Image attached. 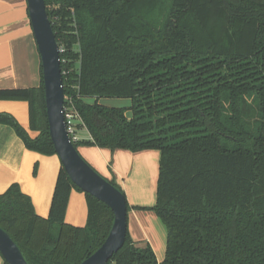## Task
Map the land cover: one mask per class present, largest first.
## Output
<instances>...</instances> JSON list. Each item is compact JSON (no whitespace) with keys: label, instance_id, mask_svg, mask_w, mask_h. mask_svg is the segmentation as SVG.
<instances>
[{"label":"trees","instance_id":"1","mask_svg":"<svg viewBox=\"0 0 264 264\" xmlns=\"http://www.w3.org/2000/svg\"><path fill=\"white\" fill-rule=\"evenodd\" d=\"M44 3L63 49L65 102L90 134L74 146L160 153L156 202L143 209L165 226L164 259L126 228L107 264H264V0ZM40 74L37 88L0 90L28 101L37 134L5 112L0 123L27 149L52 155ZM73 188L82 191L61 165L46 218L17 183L0 193V227L28 264H79L107 237L113 212L88 193L86 224L65 222Z\"/></svg>","mask_w":264,"mask_h":264},{"label":"crops","instance_id":"2","mask_svg":"<svg viewBox=\"0 0 264 264\" xmlns=\"http://www.w3.org/2000/svg\"><path fill=\"white\" fill-rule=\"evenodd\" d=\"M40 68V55L26 0H0V90L39 87ZM1 112L12 115L32 137L37 134L29 127L27 100L0 98ZM77 132L78 141L90 139L85 127L79 126ZM77 151L98 173L114 180L123 190L129 206L127 230L130 237L137 246L150 245L160 263L165 256L166 229L153 210L143 209L156 202L159 151H111L82 144L77 146ZM60 166L56 154L44 155L27 149L12 127L0 123V193L17 183L20 190L30 197L36 214L46 218ZM86 220L85 194L73 188L65 222L82 227ZM0 264H3L1 255Z\"/></svg>","mask_w":264,"mask_h":264},{"label":"water","instance_id":"3","mask_svg":"<svg viewBox=\"0 0 264 264\" xmlns=\"http://www.w3.org/2000/svg\"><path fill=\"white\" fill-rule=\"evenodd\" d=\"M28 17L41 60L48 130L56 155L70 180L83 192L105 203L113 212V223L104 242L79 264H107L124 243L127 228L125 195L101 176L79 154L70 141L63 116L59 46L44 0H26ZM0 255L8 264H28L17 244L0 227Z\"/></svg>","mask_w":264,"mask_h":264},{"label":"built area","instance_id":"4","mask_svg":"<svg viewBox=\"0 0 264 264\" xmlns=\"http://www.w3.org/2000/svg\"><path fill=\"white\" fill-rule=\"evenodd\" d=\"M60 51H63V49L59 48ZM64 73H67V71H64ZM63 116L69 139L72 143H75L78 141L77 131L79 126H85L70 96L66 98V102L64 98Z\"/></svg>","mask_w":264,"mask_h":264},{"label":"rangeland","instance_id":"5","mask_svg":"<svg viewBox=\"0 0 264 264\" xmlns=\"http://www.w3.org/2000/svg\"><path fill=\"white\" fill-rule=\"evenodd\" d=\"M99 102L107 106L128 107L130 105V100L127 98H101L99 99ZM127 114L130 115V112L128 111Z\"/></svg>","mask_w":264,"mask_h":264}]
</instances>
